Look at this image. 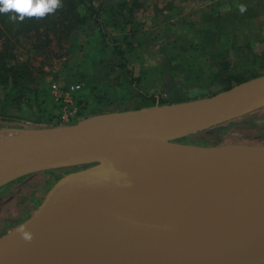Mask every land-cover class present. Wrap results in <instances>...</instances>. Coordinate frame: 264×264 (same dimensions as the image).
Wrapping results in <instances>:
<instances>
[{"label":"water","instance_id":"95a60500","mask_svg":"<svg viewBox=\"0 0 264 264\" xmlns=\"http://www.w3.org/2000/svg\"><path fill=\"white\" fill-rule=\"evenodd\" d=\"M257 97L261 98L255 100ZM260 100H264V73L184 101L95 114L46 128H17L20 133L37 136L0 149V184L39 170L85 166L59 176L31 214L0 235V264H40L60 239L64 237L69 242V226L76 223L90 225L120 259L147 255L156 256L160 264H264V199L253 227L240 215L235 219L237 231L202 227L175 212L158 189L149 184L144 172L129 160L141 161L145 144L174 151L193 149L192 152L230 144L241 146L243 157L229 168L212 173L205 183L198 180L196 167L186 155V187L207 188L221 198L219 186L224 181H233L242 189L249 173L264 179V143L206 146L178 140L233 117ZM245 101L252 103L242 106ZM94 119L107 124L127 119L129 125L122 131L110 132L109 128L91 126ZM234 205L241 212L247 209L239 202ZM72 211L77 217L68 225ZM21 225L30 230L31 241L22 238L18 231ZM105 226L116 232L125 250L106 233ZM74 250L87 248L78 239L65 252L71 255Z\"/></svg>","mask_w":264,"mask_h":264},{"label":"rangeland","instance_id":"374dc122","mask_svg":"<svg viewBox=\"0 0 264 264\" xmlns=\"http://www.w3.org/2000/svg\"><path fill=\"white\" fill-rule=\"evenodd\" d=\"M92 1L96 5L95 21L87 17L68 31L47 30V40L43 33L31 32L30 36L10 37V54L4 58L5 65L27 72L24 78L18 79L39 120L21 118L18 121L21 126L1 129L0 139L19 134L20 129L70 124L90 115L197 98L237 80L264 73V48L258 50V42L246 41L247 27L253 26L247 25L245 20L249 11L246 0H124L120 10L116 5L123 0ZM219 19L221 25L215 29ZM216 30H232L236 38L226 42L230 47L223 41H219L221 46L218 44ZM8 72L9 69L6 74ZM6 78L0 81V104L5 91H9L10 77ZM70 81L80 83V89L72 96L77 113L64 120L59 115L60 105L50 84ZM9 92L16 93L15 90ZM249 110L250 114L258 111L255 119L263 121L260 115L264 113V100L243 112ZM237 116L213 126L225 133ZM7 120L6 123L13 122ZM256 127H250V140L254 141L250 143L260 141L256 135L264 132V124ZM227 134L225 137L218 133L189 134L178 140L207 146L249 137ZM84 166L36 171V175L48 174L50 184L22 219L0 235L25 220L59 176Z\"/></svg>","mask_w":264,"mask_h":264},{"label":"bare ground","instance_id":"6f19581e","mask_svg":"<svg viewBox=\"0 0 264 264\" xmlns=\"http://www.w3.org/2000/svg\"><path fill=\"white\" fill-rule=\"evenodd\" d=\"M260 98L257 97L255 100ZM251 103L245 101L242 106H248ZM94 121L91 126L93 125L96 129L109 128L110 132L122 131L129 125L127 119L113 121L112 124H107L108 122L104 120L94 119ZM35 136L37 135L26 131H22L16 137L5 136L0 139V149L11 146L15 142L25 143ZM192 151L194 150L174 151L161 145L145 144L141 150L142 160H129L136 168L144 172L149 184L158 189L170 207L192 223L207 228L217 227L222 231H237L239 225L235 219L240 215L247 221L248 226L253 227L260 203L264 199L262 177L249 173L242 189H239L233 181L222 182L219 186L221 198L207 188L186 187L189 174L186 155L196 167L198 180L205 183L209 181L212 173H219L236 164L243 157L242 147L227 144ZM137 183L140 184V181ZM237 202L246 205L245 212L236 208L234 204ZM76 217V212L72 211L66 221L67 224L69 225ZM69 229H71L69 242L64 237L60 239L56 249H50L40 264H160L156 256L137 255L134 258L126 256L120 259L107 245L103 244L98 234L88 224H71ZM105 231L114 236L116 238L114 240L119 241L121 249H126L125 243L115 236L116 232L112 228L105 226ZM78 239L87 250H74L71 255L66 254L68 245L77 244Z\"/></svg>","mask_w":264,"mask_h":264},{"label":"crops","instance_id":"0c3cea01","mask_svg":"<svg viewBox=\"0 0 264 264\" xmlns=\"http://www.w3.org/2000/svg\"><path fill=\"white\" fill-rule=\"evenodd\" d=\"M246 1L248 3L246 6L249 8V11L248 17H244L247 25L251 26L253 24L251 28L247 27V31L245 33L246 41L250 42V44L255 41L258 42L256 48L259 50L260 48H264V0ZM250 9H253L254 12H251ZM205 17H210V15H205ZM217 25H219L220 27L221 19L216 20L215 29ZM211 37H213L214 39V35ZM235 38L236 36L234 37L232 30L224 32H218L216 30L215 32V39L218 41V44L219 41H223L225 43L235 41ZM219 45L221 46V44ZM227 46L230 47L229 44ZM238 115L239 116H237L235 120L229 124V130H226L225 133L222 131L223 129L220 131V128H214L215 126L212 125L207 128L191 132L189 134H198L200 136H203L208 133H218L219 135H221V137H225L228 135L227 133H232L234 135L243 136L244 138L245 135H249V137H247V140H241L242 138H238L239 140L234 141L233 143L254 142L250 140V127L263 125L264 119L263 121L255 119L259 116L258 111L251 112L250 114L249 110L248 112H241V114L239 113ZM260 116L264 118V113H261ZM6 121V119H1L0 131L3 128L12 127L9 126L8 122L6 123ZM246 129L248 131H246ZM235 130L236 132H234ZM256 137L260 139V141L254 139L255 141L257 140V143H264V132L262 134H257ZM34 173H36V171L8 180V182H4L6 184H0V234L2 231H5L8 227L16 224L20 219H22L33 202L36 199H40V197H38L39 194H41L42 191L45 190V188H47L50 184L48 174L36 175Z\"/></svg>","mask_w":264,"mask_h":264},{"label":"trees","instance_id":"16d2710c","mask_svg":"<svg viewBox=\"0 0 264 264\" xmlns=\"http://www.w3.org/2000/svg\"><path fill=\"white\" fill-rule=\"evenodd\" d=\"M123 2L124 0L117 3V10H120ZM61 4L62 6L54 13L46 15L44 18H25L23 22L18 20L14 22L10 20L8 14H0V81H5L8 75L10 77L9 91H16L14 94L5 91L3 103L0 104L1 118L6 120L11 119L13 121L12 123H8L9 126H21L18 123L21 118H26L31 121L39 120L37 112L32 108L30 98L24 94L21 88V82L18 79L24 78L27 72L20 70L16 66L5 65L4 58L10 54V44H8L10 37H15L16 39V36L19 34L26 35L31 32L37 35L43 33L47 40V30L65 29V31H68L71 27L76 26V24L85 21L87 17L95 21L96 5H94L92 0H61ZM82 8L83 10H81ZM8 69L10 72L6 74V70ZM228 86L230 85H226V87ZM181 142L193 143L190 140Z\"/></svg>","mask_w":264,"mask_h":264},{"label":"clouds","instance_id":"9594fccd","mask_svg":"<svg viewBox=\"0 0 264 264\" xmlns=\"http://www.w3.org/2000/svg\"><path fill=\"white\" fill-rule=\"evenodd\" d=\"M61 6V0H0V14H8L14 22H23L25 18H44ZM18 231L23 239L31 241L32 234L26 225H21Z\"/></svg>","mask_w":264,"mask_h":264},{"label":"built area","instance_id":"2783aa9c","mask_svg":"<svg viewBox=\"0 0 264 264\" xmlns=\"http://www.w3.org/2000/svg\"><path fill=\"white\" fill-rule=\"evenodd\" d=\"M50 87L59 103V115L61 119L67 120L76 116L77 107L73 104V94L80 89V83L70 81L64 84L52 82Z\"/></svg>","mask_w":264,"mask_h":264}]
</instances>
